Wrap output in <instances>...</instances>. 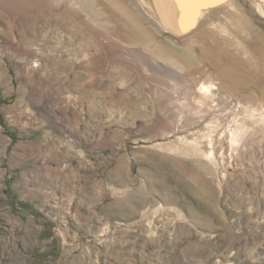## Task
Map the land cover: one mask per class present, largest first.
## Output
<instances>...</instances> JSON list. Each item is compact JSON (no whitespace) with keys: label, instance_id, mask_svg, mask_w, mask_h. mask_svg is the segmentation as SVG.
<instances>
[{"label":"rangeland","instance_id":"rangeland-1","mask_svg":"<svg viewBox=\"0 0 264 264\" xmlns=\"http://www.w3.org/2000/svg\"><path fill=\"white\" fill-rule=\"evenodd\" d=\"M196 11L0 0V264H264V4Z\"/></svg>","mask_w":264,"mask_h":264},{"label":"bare ground","instance_id":"bare-ground-1","mask_svg":"<svg viewBox=\"0 0 264 264\" xmlns=\"http://www.w3.org/2000/svg\"><path fill=\"white\" fill-rule=\"evenodd\" d=\"M226 1L228 0H199V1L198 0H186V2L189 4V7L197 10L196 12L198 14H201L202 11L210 8L214 4H218V3L220 4ZM259 1L264 4V0H259ZM197 2H200L199 6Z\"/></svg>","mask_w":264,"mask_h":264},{"label":"water","instance_id":"water-1","mask_svg":"<svg viewBox=\"0 0 264 264\" xmlns=\"http://www.w3.org/2000/svg\"><path fill=\"white\" fill-rule=\"evenodd\" d=\"M17 212L20 214V215H27V214H30V211L29 210H26V209H23V210H17Z\"/></svg>","mask_w":264,"mask_h":264}]
</instances>
